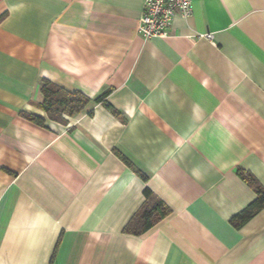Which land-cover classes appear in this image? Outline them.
<instances>
[{
  "label": "crops",
  "instance_id": "crops-1",
  "mask_svg": "<svg viewBox=\"0 0 264 264\" xmlns=\"http://www.w3.org/2000/svg\"><path fill=\"white\" fill-rule=\"evenodd\" d=\"M143 3L0 0V264H264V206L237 225L264 189V0H192L150 39ZM45 81L89 103L50 118Z\"/></svg>",
  "mask_w": 264,
  "mask_h": 264
},
{
  "label": "trees",
  "instance_id": "trees-1",
  "mask_svg": "<svg viewBox=\"0 0 264 264\" xmlns=\"http://www.w3.org/2000/svg\"><path fill=\"white\" fill-rule=\"evenodd\" d=\"M40 94L42 97L43 110L47 112L50 118L58 120L61 123L66 122L62 118V114L74 116L83 110L89 103V99L83 94L78 92H66L52 85L48 81H45L42 84L40 88ZM26 116L29 120L37 124L43 123L41 118L29 115ZM254 190L256 191L258 198L247 209L238 215V226L251 218L259 209L264 206V189L254 186ZM145 196L149 199L151 197L150 191L145 190ZM167 214H169V210L161 201L154 202V204H145L133 218V222L137 221L142 225L141 230L137 231V233L149 229ZM126 230L128 231V228Z\"/></svg>",
  "mask_w": 264,
  "mask_h": 264
},
{
  "label": "built area",
  "instance_id": "built-area-1",
  "mask_svg": "<svg viewBox=\"0 0 264 264\" xmlns=\"http://www.w3.org/2000/svg\"><path fill=\"white\" fill-rule=\"evenodd\" d=\"M192 0H144L138 32L145 38L166 37L176 16L187 17Z\"/></svg>",
  "mask_w": 264,
  "mask_h": 264
}]
</instances>
